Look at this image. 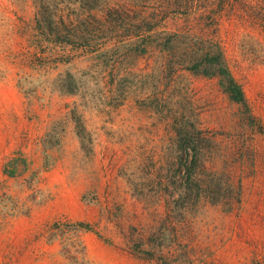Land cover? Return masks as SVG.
<instances>
[{
	"label": "rangeland",
	"instance_id": "obj_1",
	"mask_svg": "<svg viewBox=\"0 0 264 264\" xmlns=\"http://www.w3.org/2000/svg\"><path fill=\"white\" fill-rule=\"evenodd\" d=\"M0 83V264H264V0H0Z\"/></svg>",
	"mask_w": 264,
	"mask_h": 264
},
{
	"label": "trees",
	"instance_id": "obj_2",
	"mask_svg": "<svg viewBox=\"0 0 264 264\" xmlns=\"http://www.w3.org/2000/svg\"><path fill=\"white\" fill-rule=\"evenodd\" d=\"M220 71L223 74H227L229 77L227 91L230 93L231 98L238 103L246 104L247 99H246V96H245V93H244V90L241 84H239L234 78L231 77V74L228 72L229 70L226 67H221ZM79 225L89 227V225H85V224H79ZM255 264H258V263H255Z\"/></svg>",
	"mask_w": 264,
	"mask_h": 264
},
{
	"label": "crops",
	"instance_id": "obj_3",
	"mask_svg": "<svg viewBox=\"0 0 264 264\" xmlns=\"http://www.w3.org/2000/svg\"><path fill=\"white\" fill-rule=\"evenodd\" d=\"M0 87H2V83H0ZM8 103V102H7ZM7 108L9 107L8 105H5Z\"/></svg>",
	"mask_w": 264,
	"mask_h": 264
}]
</instances>
